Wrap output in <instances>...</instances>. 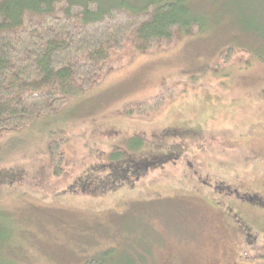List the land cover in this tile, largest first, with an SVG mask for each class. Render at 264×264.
<instances>
[{"label":"rangeland","instance_id":"374dc122","mask_svg":"<svg viewBox=\"0 0 264 264\" xmlns=\"http://www.w3.org/2000/svg\"><path fill=\"white\" fill-rule=\"evenodd\" d=\"M184 5L196 34L0 137V264H264V0ZM173 86L154 119L125 115Z\"/></svg>","mask_w":264,"mask_h":264},{"label":"trees","instance_id":"16d2710c","mask_svg":"<svg viewBox=\"0 0 264 264\" xmlns=\"http://www.w3.org/2000/svg\"><path fill=\"white\" fill-rule=\"evenodd\" d=\"M187 1L133 7L115 0H0V137L61 111L136 53L172 49L183 29L196 34L202 25L189 17ZM233 53L226 51L215 69L233 64ZM182 93L170 87L127 105L124 113L152 120ZM63 144L54 138L48 145L54 179L70 168Z\"/></svg>","mask_w":264,"mask_h":264},{"label":"bare ground","instance_id":"6f19581e","mask_svg":"<svg viewBox=\"0 0 264 264\" xmlns=\"http://www.w3.org/2000/svg\"><path fill=\"white\" fill-rule=\"evenodd\" d=\"M132 8V7H131Z\"/></svg>","mask_w":264,"mask_h":264}]
</instances>
